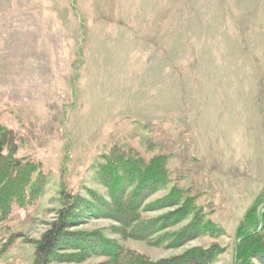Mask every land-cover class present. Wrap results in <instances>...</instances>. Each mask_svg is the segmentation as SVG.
Instances as JSON below:
<instances>
[{
	"label": "rangeland",
	"instance_id": "obj_1",
	"mask_svg": "<svg viewBox=\"0 0 264 264\" xmlns=\"http://www.w3.org/2000/svg\"><path fill=\"white\" fill-rule=\"evenodd\" d=\"M0 126L47 178L0 226V243L18 234L0 264H32L60 189L105 193L92 167L114 146L166 154L226 233L174 249L110 236L154 261L216 242L232 264L245 211H264V0H0Z\"/></svg>",
	"mask_w": 264,
	"mask_h": 264
},
{
	"label": "trees",
	"instance_id": "obj_2",
	"mask_svg": "<svg viewBox=\"0 0 264 264\" xmlns=\"http://www.w3.org/2000/svg\"><path fill=\"white\" fill-rule=\"evenodd\" d=\"M15 151L13 134L0 126V226L14 205L31 206L45 191L47 178L41 164L15 155ZM167 159L164 153L145 157L129 147L114 146L101 154L92 167L93 179L105 193L89 187L84 188L85 194L60 189L55 219L33 240L32 264L80 263L94 257H103L107 264H214L224 252L216 242L154 261L110 236L174 249L197 238L225 235V229L191 190L176 184ZM163 191L165 194L151 199ZM256 206L253 203L245 211L236 227L232 264H264V211L257 213ZM161 209L170 210L146 216ZM89 218L108 219L112 224L89 230L74 228ZM17 237L12 233L0 243V257Z\"/></svg>",
	"mask_w": 264,
	"mask_h": 264
}]
</instances>
